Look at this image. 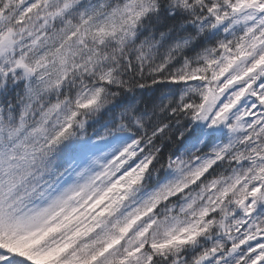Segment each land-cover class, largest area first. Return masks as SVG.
Here are the masks:
<instances>
[{
  "label": "snow or ice",
  "instance_id": "snow-or-ice-1",
  "mask_svg": "<svg viewBox=\"0 0 264 264\" xmlns=\"http://www.w3.org/2000/svg\"><path fill=\"white\" fill-rule=\"evenodd\" d=\"M0 264H264V0H0Z\"/></svg>",
  "mask_w": 264,
  "mask_h": 264
}]
</instances>
